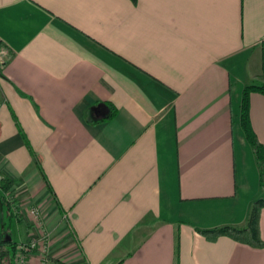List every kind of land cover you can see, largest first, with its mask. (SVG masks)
<instances>
[{"label": "crops", "instance_id": "1", "mask_svg": "<svg viewBox=\"0 0 264 264\" xmlns=\"http://www.w3.org/2000/svg\"><path fill=\"white\" fill-rule=\"evenodd\" d=\"M0 48L22 242L45 232L68 264H264L197 231L246 227L261 187L239 114L264 73V0H0ZM251 119L264 144L262 94Z\"/></svg>", "mask_w": 264, "mask_h": 264}, {"label": "trees", "instance_id": "2", "mask_svg": "<svg viewBox=\"0 0 264 264\" xmlns=\"http://www.w3.org/2000/svg\"><path fill=\"white\" fill-rule=\"evenodd\" d=\"M131 1L135 4L138 2V0ZM253 93H259L264 95V73L256 76L254 78V81L244 88L242 92L239 114V124L242 128V131L249 146L251 147L255 155L257 165L260 171V185L262 188H264V144L259 139L252 124L251 95ZM14 186L15 183L13 180L6 177L2 179L0 184L1 201L8 211H11L12 208H14L16 217L21 220L19 218V206L17 205V201L13 197L15 193ZM263 209L264 198L255 201L246 227L242 228L232 225H225L213 229L198 228L197 231L210 241H216L222 236H227L239 243H243L256 248H263L264 239L262 238L260 226L261 213ZM9 235L10 232L7 229H5V231L0 234V245H4L5 243L11 244L13 249L12 251L14 254L16 242H14L13 240L8 241L7 237H9ZM5 253V251H0V258L6 257L7 254ZM54 261L57 264H68L58 259H54Z\"/></svg>", "mask_w": 264, "mask_h": 264}, {"label": "rangeland", "instance_id": "3", "mask_svg": "<svg viewBox=\"0 0 264 264\" xmlns=\"http://www.w3.org/2000/svg\"><path fill=\"white\" fill-rule=\"evenodd\" d=\"M0 184H1V180H0ZM262 198H264V188L260 187L258 192L254 195V201H257ZM15 214L16 213L14 208H12L11 211L10 210L8 211L7 208L3 205L1 201V189H0V234L3 231H5V229H7L10 232L9 236L11 237V239L16 243H20L21 240H23L22 236H24L26 232L25 231L26 226L17 221L18 218L16 217ZM216 220L217 219L213 220L211 218H208L206 223H214V221ZM12 250L13 249L11 244L5 243L4 245H0V251H5L6 252L5 254H7L6 257L0 258V264H13L15 262L14 254ZM46 264H57V263L54 260L49 259V261Z\"/></svg>", "mask_w": 264, "mask_h": 264}, {"label": "built area", "instance_id": "4", "mask_svg": "<svg viewBox=\"0 0 264 264\" xmlns=\"http://www.w3.org/2000/svg\"><path fill=\"white\" fill-rule=\"evenodd\" d=\"M6 58L3 55L2 50L0 49V64H5ZM34 219L41 224V212L38 208H33L31 210ZM48 237L44 232L41 238L30 239L27 241H21L16 243V248L14 252L15 262L13 264H31L32 256L35 252L40 251V264H46L49 261L48 256Z\"/></svg>", "mask_w": 264, "mask_h": 264}, {"label": "water", "instance_id": "5", "mask_svg": "<svg viewBox=\"0 0 264 264\" xmlns=\"http://www.w3.org/2000/svg\"><path fill=\"white\" fill-rule=\"evenodd\" d=\"M100 112H101V110H100ZM7 240H8V241H11L12 239H11V237L9 236V237H7Z\"/></svg>", "mask_w": 264, "mask_h": 264}]
</instances>
